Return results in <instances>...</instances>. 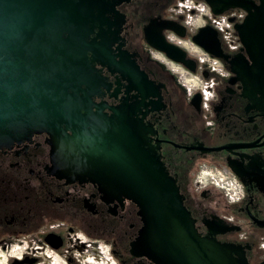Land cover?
<instances>
[{
  "label": "flooded vegetation",
  "instance_id": "af4514ba",
  "mask_svg": "<svg viewBox=\"0 0 264 264\" xmlns=\"http://www.w3.org/2000/svg\"><path fill=\"white\" fill-rule=\"evenodd\" d=\"M107 1L117 4L106 14L110 52L91 61L99 76L92 111L110 118L121 108L175 180L201 238L233 247L237 260L263 263L264 93L250 88L251 80H237L228 63L243 67L234 26L247 12L215 14L213 7L224 10L226 0ZM98 32L97 26L91 34L97 44ZM149 40L178 46L195 70ZM211 58L224 75L211 70ZM210 79L206 108L201 92L186 83ZM197 93L200 102L193 101ZM51 140L36 133L0 149V264H158L136 246L144 226L140 207L105 180L109 174L56 158ZM230 179L240 186L238 196L223 187Z\"/></svg>",
  "mask_w": 264,
  "mask_h": 264
},
{
  "label": "water",
  "instance_id": "95a60500",
  "mask_svg": "<svg viewBox=\"0 0 264 264\" xmlns=\"http://www.w3.org/2000/svg\"><path fill=\"white\" fill-rule=\"evenodd\" d=\"M116 4L0 0V149L46 132L52 137L54 156L66 158L69 167L82 165L109 174L105 180L140 207L144 226L136 246L158 264H249L246 257L232 256L233 247L196 233L175 180L145 146L144 137L140 140L139 130L125 122L121 108L114 109L110 118L92 111L99 76L91 61L110 52L105 29L112 22L106 14ZM222 5L224 10L213 7V12L235 8L247 12L234 26L242 43V52L235 57L243 67L230 60V70L237 80H251L250 88L258 86L264 93V0H226ZM97 26V37L103 38L99 44L91 39ZM149 43L195 70L178 46L159 40ZM211 54L222 57L217 51ZM200 98L197 93L193 101ZM67 129L72 134L63 137L61 132Z\"/></svg>",
  "mask_w": 264,
  "mask_h": 264
},
{
  "label": "built area",
  "instance_id": "2783aa9c",
  "mask_svg": "<svg viewBox=\"0 0 264 264\" xmlns=\"http://www.w3.org/2000/svg\"><path fill=\"white\" fill-rule=\"evenodd\" d=\"M188 1H186L187 3ZM233 46H236V43H232ZM210 68L212 71L219 73V74H225V70L223 65L220 63V61L217 58H211L209 60ZM188 89L190 91H199L204 97V107H208V101L210 96L212 95V86H213V80H207L203 82H197L196 85L193 87L191 84H187ZM224 189L227 191L229 196L235 195L238 196L240 194V186L234 179H230L228 181H224Z\"/></svg>",
  "mask_w": 264,
  "mask_h": 264
},
{
  "label": "rangeland",
  "instance_id": "374dc122",
  "mask_svg": "<svg viewBox=\"0 0 264 264\" xmlns=\"http://www.w3.org/2000/svg\"><path fill=\"white\" fill-rule=\"evenodd\" d=\"M177 72H178L179 74H182L181 71H177ZM188 84H190V83H188ZM186 85H187V83H186ZM187 87H188V85H187Z\"/></svg>",
  "mask_w": 264,
  "mask_h": 264
},
{
  "label": "bare ground",
  "instance_id": "6f19581e",
  "mask_svg": "<svg viewBox=\"0 0 264 264\" xmlns=\"http://www.w3.org/2000/svg\"><path fill=\"white\" fill-rule=\"evenodd\" d=\"M188 84V83H187Z\"/></svg>",
  "mask_w": 264,
  "mask_h": 264
}]
</instances>
